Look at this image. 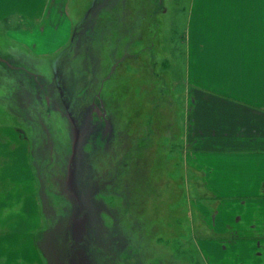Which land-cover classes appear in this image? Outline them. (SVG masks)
<instances>
[{"label": "rangeland", "instance_id": "1", "mask_svg": "<svg viewBox=\"0 0 264 264\" xmlns=\"http://www.w3.org/2000/svg\"><path fill=\"white\" fill-rule=\"evenodd\" d=\"M189 1L63 0L69 42L48 56L0 20V126L30 144L0 228L33 232L43 264H219L242 237L217 233L222 202L185 155Z\"/></svg>", "mask_w": 264, "mask_h": 264}, {"label": "crops", "instance_id": "2", "mask_svg": "<svg viewBox=\"0 0 264 264\" xmlns=\"http://www.w3.org/2000/svg\"><path fill=\"white\" fill-rule=\"evenodd\" d=\"M58 10L63 0H0V20L14 21L8 38L28 56L54 54L69 42L68 18ZM184 68L185 155L222 202L217 233L242 236L223 241L219 264H264V0H190ZM13 125L0 126L4 202L16 194L10 172L26 179L30 172L29 138ZM32 233L0 228L2 264H43Z\"/></svg>", "mask_w": 264, "mask_h": 264}, {"label": "flooded vegetation", "instance_id": "3", "mask_svg": "<svg viewBox=\"0 0 264 264\" xmlns=\"http://www.w3.org/2000/svg\"><path fill=\"white\" fill-rule=\"evenodd\" d=\"M95 107V106H94ZM92 112L97 116L96 112L93 110V107L91 108ZM102 111V118L97 116V120L99 121V123L102 125V127H107V123L105 120V116H104V109H100Z\"/></svg>", "mask_w": 264, "mask_h": 264}, {"label": "water", "instance_id": "4", "mask_svg": "<svg viewBox=\"0 0 264 264\" xmlns=\"http://www.w3.org/2000/svg\"><path fill=\"white\" fill-rule=\"evenodd\" d=\"M92 107H93V110L96 112L98 117L102 116V111L100 110V108L98 106L94 107V103H93Z\"/></svg>", "mask_w": 264, "mask_h": 264}]
</instances>
